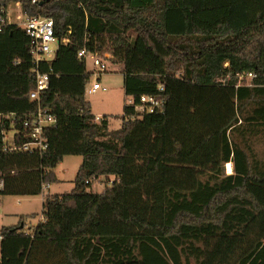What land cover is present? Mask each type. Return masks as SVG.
I'll use <instances>...</instances> for the list:
<instances>
[{
    "label": "trees",
    "instance_id": "16d2710c",
    "mask_svg": "<svg viewBox=\"0 0 264 264\" xmlns=\"http://www.w3.org/2000/svg\"><path fill=\"white\" fill-rule=\"evenodd\" d=\"M17 1L54 20L60 45L41 62L50 81L40 103L57 121L41 154L6 149L11 121L23 144L24 118L38 107L31 38L10 24L0 32V113L14 114L0 121V195H40L64 156L83 162L71 193L45 197L44 220L0 229V264H264V151L254 148L264 140V0L0 7ZM82 48L110 53L123 65L125 94L163 98L164 111L127 120V104L111 130L86 99ZM100 176L114 180L88 190Z\"/></svg>",
    "mask_w": 264,
    "mask_h": 264
},
{
    "label": "built area",
    "instance_id": "2783aa9c",
    "mask_svg": "<svg viewBox=\"0 0 264 264\" xmlns=\"http://www.w3.org/2000/svg\"><path fill=\"white\" fill-rule=\"evenodd\" d=\"M37 0H33L36 2ZM15 4L17 7L18 18L16 21L12 20V17L9 14V10L12 8V5ZM16 24L23 29L31 38V55L34 63L33 71L36 75V87L30 92V98L33 101L38 102V107L36 111L26 115L23 121V125L26 130L29 131L28 136L29 140L23 144H17L16 135L20 133L19 130L13 128L14 123L11 121L9 129L5 132L14 131V134L11 137H8L6 134V141L9 143L6 149L10 151H24L29 153H42L45 149L48 148L49 144L45 136V129L51 127L56 123V117L51 112H48L44 109L40 103V97L42 93L48 89L50 81V73L42 72L40 69L41 62L44 60H52L55 53L57 52L60 40L55 33V24L54 20L51 17H45L40 14L29 15L23 9V6L20 1L9 4L7 7H0V32L10 25ZM69 39H63V42H68ZM58 43L57 50H54L53 44ZM79 58L85 60L86 65L91 61L95 66L93 71H90L96 77H101L104 73L109 72V63L112 60V55L110 53H104L98 55L92 52H88L86 48H82L78 53ZM88 69V68H87ZM253 74H249V78H252ZM99 89L106 90L107 87L103 86L99 81H96L91 87H86V92L94 93ZM160 91L164 90L163 85H159ZM128 105L133 106L134 113L132 116L127 117L126 119H138L143 117L145 114L162 112L164 111L165 101L163 98L156 97L154 95H142L139 100L133 96H128ZM14 114L4 115L0 113V121L5 118H11ZM98 117V116H97ZM4 180L0 178V190L3 189ZM47 185L44 186V188ZM44 216L42 215V219Z\"/></svg>",
    "mask_w": 264,
    "mask_h": 264
},
{
    "label": "rangeland",
    "instance_id": "374dc122",
    "mask_svg": "<svg viewBox=\"0 0 264 264\" xmlns=\"http://www.w3.org/2000/svg\"><path fill=\"white\" fill-rule=\"evenodd\" d=\"M9 14L12 17L13 21L17 20L18 14L15 4L12 5V8L9 10ZM57 47L58 43H54V50H57ZM88 69L90 71H93L95 69V66L91 61L88 62ZM108 71L109 72L104 73L101 77H96L92 74L87 87H91L96 81H99L103 86H106L107 89H99L94 93H89L87 91L86 99L91 103L92 112L98 117L108 115L110 120L109 128L111 130H116L119 129L123 124L124 107L128 104V96H126L125 94L123 85V65L115 64L111 61L109 63ZM13 134L14 131L12 130L10 132H7L6 135L8 137H11ZM255 141L256 140H254V142ZM254 148L255 150H257L258 154L261 155L263 153V138L257 139L256 143L254 144ZM82 162L83 157L81 155L64 156L62 161L54 168V173L57 180L49 183L50 187L49 189L45 190V193H51V195L71 193L75 187V177ZM225 171L226 173H228L227 165L225 166ZM113 180V176H100L98 179L92 181V186L88 188V190H92L94 192H102L103 189L107 187V185H111ZM0 200H2L0 202L2 209L6 211V213L2 215L4 220L0 224V227L2 225H18L23 221L25 223L24 228L27 230L28 228L37 225V223L41 221L43 215V207L41 205L39 197L31 199L30 196L23 197L18 195H2L0 197ZM19 200L27 201H23V204L20 205L18 203ZM22 208L26 211V213L30 212L31 215L19 214L18 210H21Z\"/></svg>",
    "mask_w": 264,
    "mask_h": 264
},
{
    "label": "crops",
    "instance_id": "0c3cea01",
    "mask_svg": "<svg viewBox=\"0 0 264 264\" xmlns=\"http://www.w3.org/2000/svg\"><path fill=\"white\" fill-rule=\"evenodd\" d=\"M87 68H88V66H87ZM89 70V69H88ZM127 96V95H126ZM232 163V162H231ZM232 166H233V164H232ZM229 173V172H228ZM233 173V172H232ZM49 187H50V185L49 184H47V186L44 188V191H43V193L42 194H40V195H33V196H30V198L31 199H35V197H39V199H40V202H41V205H42V207H43V204H44V199H45V197L47 196V195H51V193H45V190L46 189H49ZM2 195H0V197H1ZM8 196V195H7ZM27 196V195H26ZM23 197H25V196H23ZM2 200H0V202H1ZM23 201H27V200H23ZM23 201H21V200H19L18 201V203L20 204V205H22L23 203ZM23 207H24V205H23ZM21 208V207H20ZM14 212V211H13ZM18 212H19V214H23V215H31V213L30 212H27L26 213V211L22 208L21 210H18ZM4 213H6V211L5 210H3L2 209V206L0 205V224L3 222V214ZM10 213H11V210H10ZM9 213V214H10ZM5 218V217H4ZM42 219V218H41ZM25 223L22 221V224H21V226L22 225H24ZM4 226H6V225H2L1 227H4ZM8 226H16V224L15 225H13V224H11V225H8ZM25 226V225H24ZM0 227V228H1Z\"/></svg>",
    "mask_w": 264,
    "mask_h": 264
},
{
    "label": "bare ground",
    "instance_id": "6f19581e",
    "mask_svg": "<svg viewBox=\"0 0 264 264\" xmlns=\"http://www.w3.org/2000/svg\"><path fill=\"white\" fill-rule=\"evenodd\" d=\"M227 171H228L229 173H232V172H233V166H232V163H231V162H228V163H227Z\"/></svg>",
    "mask_w": 264,
    "mask_h": 264
},
{
    "label": "water",
    "instance_id": "95a60500",
    "mask_svg": "<svg viewBox=\"0 0 264 264\" xmlns=\"http://www.w3.org/2000/svg\"><path fill=\"white\" fill-rule=\"evenodd\" d=\"M21 227H23V225Z\"/></svg>",
    "mask_w": 264,
    "mask_h": 264
}]
</instances>
